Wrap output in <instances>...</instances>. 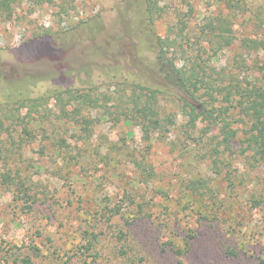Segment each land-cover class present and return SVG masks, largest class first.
I'll list each match as a JSON object with an SVG mask.
<instances>
[{
	"label": "rangeland",
	"instance_id": "374dc122",
	"mask_svg": "<svg viewBox=\"0 0 264 264\" xmlns=\"http://www.w3.org/2000/svg\"><path fill=\"white\" fill-rule=\"evenodd\" d=\"M153 1L162 15L153 24L143 15L145 0L23 1L0 20V264H264V161L242 152L244 122L233 124L238 135L225 148L217 129L207 132L200 116L189 121L165 94L162 112L175 113V125L164 137L153 134L147 150L139 127L111 114L117 96L130 93L121 81L172 91L155 51L156 38L172 37L171 30L182 32L179 65L188 69L198 56L216 83L246 80L255 56L238 43L252 37L251 10L260 0H250L245 14L219 0ZM217 16L231 22L235 44L211 57L201 31ZM34 36H45L50 50L33 44L24 61L17 48ZM66 89L74 98L56 103ZM82 94L97 105L81 103ZM25 96L40 97V106L21 108L16 100ZM132 157L152 168L150 180ZM199 180L209 193L186 189ZM141 202L142 218L126 225ZM114 206L121 213L103 219ZM85 231L98 235L90 248ZM185 241L187 252L177 255Z\"/></svg>",
	"mask_w": 264,
	"mask_h": 264
},
{
	"label": "trees",
	"instance_id": "16d2710c",
	"mask_svg": "<svg viewBox=\"0 0 264 264\" xmlns=\"http://www.w3.org/2000/svg\"><path fill=\"white\" fill-rule=\"evenodd\" d=\"M27 2L34 7L50 4L53 0H0V20H9L12 16V6L20 2ZM146 6L143 10L145 19L149 24H153L161 18V10L157 2L145 0ZM224 9L232 13L245 14L249 12L247 4L250 0H219ZM248 7V8H247ZM252 12V23L254 33L252 37H244L239 40L238 48L243 54L254 55L250 67V73L246 80L239 81L236 77L224 76L216 83L211 80L212 75L209 66L198 56L190 59L191 66L179 65L177 60V48L181 30L178 33L172 31L165 37L158 36L155 42L156 65L158 74H160L170 85L172 91L166 87L150 85L148 83L126 82L130 84V93L127 96L118 95L113 103L112 115L117 114L125 122L135 123L142 133V139L147 143L146 149L150 148V140L153 134L164 137V134L175 125L176 114H164L160 105V99L165 94L170 95L172 102L181 103V111L193 121L196 116H200L207 124V132L218 130L221 137L219 144L225 148L236 139L238 129L233 124L239 120L247 126L244 131V139L241 144H245L242 152L252 151L255 162L264 161V0ZM203 41L209 44L212 50L211 57H215L218 51L231 48L235 44V38L232 35L231 22L226 17L217 16L213 23H207L205 31H201ZM45 36H34L27 42H24L17 48L22 54L21 59L28 61L34 50L33 44H41L40 49L47 52ZM36 41V42H35ZM45 46V47H44ZM50 48V47H49ZM181 49V46L178 48ZM50 49H48L49 51ZM184 52V51H182ZM204 51L203 53H206ZM93 85L91 84L89 88ZM169 92V93H168ZM55 93V92H54ZM67 94L69 102L74 95L71 89L56 92L53 99L56 103L62 101V95ZM220 96V98H218ZM76 99L81 103L97 105V98H92L89 94H82ZM22 100L21 108L25 104L31 103V106L38 107L41 103L40 97H20L16 101ZM109 102V101H108ZM109 109V108H108ZM237 110L238 119H232V112ZM133 163L137 166L144 181L150 180L154 176L152 168H148L142 160H136ZM186 189L194 194L199 190L210 192L205 181H189ZM129 203L134 204L130 196H127ZM145 202L137 203L133 211L131 221H125L126 225L142 218ZM121 213L119 207L114 206L102 211L103 219L109 221L110 218ZM139 220L137 221V223ZM88 238L86 248H90L98 240L95 233H86ZM115 238L122 245L127 240V234L124 230H117ZM192 238V237H190ZM189 241H185L182 248L174 249L177 255H183L187 252ZM89 250V249H87ZM125 254L123 247L119 251ZM22 264H31L30 259H21ZM89 264H93L91 261Z\"/></svg>",
	"mask_w": 264,
	"mask_h": 264
}]
</instances>
